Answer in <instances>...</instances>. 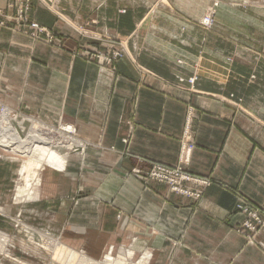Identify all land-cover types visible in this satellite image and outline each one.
Returning a JSON list of instances; mask_svg holds the SVG:
<instances>
[{
    "label": "crops",
    "instance_id": "1",
    "mask_svg": "<svg viewBox=\"0 0 264 264\" xmlns=\"http://www.w3.org/2000/svg\"><path fill=\"white\" fill-rule=\"evenodd\" d=\"M31 16L58 31L62 47L0 29V99L48 126H75L86 144L62 155L64 172L48 175V201L67 221V233L95 256L104 245L137 235L156 249L151 264H166L169 239L182 236L173 264H264V249L245 246L234 231L242 216L234 211L233 193L264 206V66L240 72L235 96L228 70L218 80L201 75L190 89L175 76L193 73L196 52L180 49L182 35L171 20L159 23L157 37L143 19L124 29L125 55L114 70H103L74 54L97 42L74 33L37 1ZM181 54L188 58L183 69L175 64ZM188 106L194 149L186 168L229 187L206 188L198 209L164 184L130 174L134 167L147 170V161L177 163ZM257 240L264 244V233Z\"/></svg>",
    "mask_w": 264,
    "mask_h": 264
},
{
    "label": "rangeland",
    "instance_id": "2",
    "mask_svg": "<svg viewBox=\"0 0 264 264\" xmlns=\"http://www.w3.org/2000/svg\"><path fill=\"white\" fill-rule=\"evenodd\" d=\"M33 1H37L80 37L97 42L98 47L82 49L74 54L99 63L103 70H114L115 63L125 55L120 40L123 30L137 25L142 19L148 21L152 37L161 34L159 23L171 20L178 29L177 33L182 35L180 49H195L197 60L190 65L193 73H197V79L201 75L221 79V74L206 75L198 71L199 61H211L214 66L222 68V74L228 70L234 96L240 72L264 66V0H7L5 7L0 8V29L26 36L33 43L61 48L60 33L32 18ZM96 25H99L100 31L94 29ZM169 28L173 30V26ZM48 34L53 36V43L48 44ZM98 52L108 57L118 52L121 57L109 65L106 60L96 57ZM181 55L184 64L180 68L183 69L188 66V58ZM48 128L54 129L48 126V120L30 113L24 107H11L0 99V243H3V237L6 239L3 251H0V264H65L54 251L56 245L95 262L103 263L106 255L118 259L124 253L126 264H151L156 249L145 242L141 244L137 235L116 245L106 244L95 256L78 244L76 235L67 233V221H60V212H55L54 204L48 201V175L65 171L64 158V165L60 169L42 164L28 193L21 199L15 195L16 189L23 183L19 170L26 157L4 148L2 139L15 134V138L25 140L31 133H37L40 134L37 136L47 140L45 145L48 146ZM52 138L56 141L58 136ZM22 146L25 148L26 143ZM52 149L63 156H67L68 152H77L63 147ZM182 166V172L197 181H183L180 184L183 192L172 191L167 184L164 185L169 193L190 199L194 209H198L202 195L209 186L216 184L224 189L229 188L212 175L191 173L186 168L187 163ZM233 193L234 211L242 216L234 231L244 239L245 246L264 249V244L257 240V236L264 233V206H255L238 190ZM181 237L169 239L166 264H173L177 249L184 245Z\"/></svg>",
    "mask_w": 264,
    "mask_h": 264
},
{
    "label": "built area",
    "instance_id": "3",
    "mask_svg": "<svg viewBox=\"0 0 264 264\" xmlns=\"http://www.w3.org/2000/svg\"><path fill=\"white\" fill-rule=\"evenodd\" d=\"M206 25L208 26L207 23ZM53 40H54L53 36L48 34V44L53 43L52 42ZM96 57L99 59L106 60V62L109 63L110 65L118 57H121V54L115 52L112 54L111 57H108L106 54L98 52ZM175 64L178 67H182L181 65H183L184 63L180 58H178L175 60ZM194 68H196V66ZM175 77L179 83L185 81L187 84H189L190 89H193V85L197 80V73L194 72L192 73V76L186 78H184L181 74H177ZM192 115H193V107L188 106L185 115L184 132L181 138L178 161L176 164L170 165L158 161H147L149 162V168L147 170L142 171L139 167H134L131 170V175L143 180L145 183H147L148 181H155L158 183L167 184L169 188L175 192H183L180 189V184H182V182L185 180L196 182L197 181L196 178L191 180L189 175L184 174L182 172L183 170L182 165L187 163L189 154L194 149V142L192 141L189 135V127L191 124ZM55 135L58 136V139L56 141H54V139L52 138V136ZM48 140H49L48 144L51 148L63 147L68 149L69 151L70 150L78 151L79 149L80 151H83L86 145L85 143L77 139L76 127L71 124H58L54 129L48 128ZM122 141L123 143H127L128 139H123ZM137 160L138 162L146 161V159L143 158H137ZM203 183L205 185L206 184L208 185L206 181H203ZM240 198L243 199L242 197Z\"/></svg>",
    "mask_w": 264,
    "mask_h": 264
},
{
    "label": "bare ground",
    "instance_id": "4",
    "mask_svg": "<svg viewBox=\"0 0 264 264\" xmlns=\"http://www.w3.org/2000/svg\"><path fill=\"white\" fill-rule=\"evenodd\" d=\"M198 71L206 75H218V76L223 72L222 68L216 67L212 63L205 61L203 59L200 62ZM13 132L16 133L15 130ZM6 133L8 134V132ZM37 135L40 136V134L36 133L35 135V133L33 134L31 133L30 135H28V137H26L25 140H22L15 138V134H11L10 135L11 137H8L9 135L7 136L8 138L6 137L8 140L6 138L4 140L2 139L3 143L1 144L4 148L8 149L9 151L11 150L12 152L21 153L23 156L26 157V160L24 161L21 170H19L23 175V183L21 186L18 187V189H16L17 191L15 192L16 193L15 195L19 199H21L22 197H24V195L28 193L31 183L36 179L38 170L42 166V164H49L57 167L58 169L63 167L64 157L59 152L52 149L49 146V144L48 146L45 145V143H47V140ZM25 143L26 146L25 148H23L22 145H24ZM5 242L6 239L3 237V243H0V251H3V245L5 244ZM55 245L56 244H54V246ZM54 251L56 255L62 257L65 264H74L73 261L75 262V264H126V262H124L125 260L124 253L121 254V258L118 259H113L109 255H106L104 262L101 263V262H95L85 256H77L74 252L65 251L64 247L60 245H56Z\"/></svg>",
    "mask_w": 264,
    "mask_h": 264
}]
</instances>
